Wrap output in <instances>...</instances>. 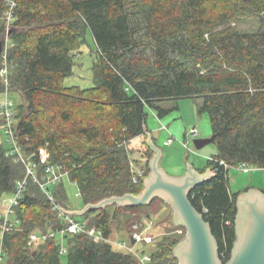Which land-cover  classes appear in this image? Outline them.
Wrapping results in <instances>:
<instances>
[{
	"label": "trees",
	"instance_id": "trees-1",
	"mask_svg": "<svg viewBox=\"0 0 264 264\" xmlns=\"http://www.w3.org/2000/svg\"><path fill=\"white\" fill-rule=\"evenodd\" d=\"M245 14L259 18L256 31L228 26ZM8 20L14 44L0 55V68L6 60L8 91L23 97L14 107L16 136L36 164L38 181L28 177L15 207L19 228L5 233L7 264H141L128 249L114 248L109 206L83 215L87 228L96 226L104 239L96 241L85 231L66 234L65 263L58 238L29 245L33 232L67 227L40 182L47 181V167L54 164L77 183L84 205L142 192L149 159L135 183L130 141L145 133L148 107L163 116L168 109L159 103L180 98L201 100L200 112L208 113L215 134L217 153L207 164L215 175L196 186L190 199L210 223L227 263L242 192L231 190L229 170L243 162L264 168V0H0V42ZM88 30L101 77L93 87L66 86ZM5 91L0 82V95ZM11 147L0 143V197L15 191L27 174V162L10 155ZM42 148L49 154L45 162ZM49 188L68 208L63 179ZM152 203L114 205L123 211ZM179 240L169 234L155 250H138L149 252L153 264H179L174 256ZM134 242L132 233L129 243Z\"/></svg>",
	"mask_w": 264,
	"mask_h": 264
},
{
	"label": "rangeland",
	"instance_id": "rangeland-1",
	"mask_svg": "<svg viewBox=\"0 0 264 264\" xmlns=\"http://www.w3.org/2000/svg\"><path fill=\"white\" fill-rule=\"evenodd\" d=\"M228 26L241 31H256L260 27L259 18L251 15H239L231 20ZM13 28L7 21L6 33L1 39L2 51L0 55L6 56L8 49L14 44L11 34ZM98 48L97 45L88 30L85 36V41L75 51L74 65L70 75L65 78V85L72 86L77 85L83 88L93 87L96 82V71L98 70ZM4 66H8L5 60ZM10 73V69H9ZM0 82H4L6 85V91L9 96L14 99L15 105L23 102V97L19 93H10L9 88V76H5L2 68H0ZM3 95H0V100ZM160 106L169 109L167 114H164L160 119L158 117V111L155 108L148 107L149 116L147 118V124L153 128L154 134L159 129L154 127H160L169 125V127H176L179 134L175 138L176 140L169 146L163 145V141L166 138V133L160 132L157 136L155 134L156 143L163 150L162 166L171 175H178L176 173V167L182 166L186 168L187 164H192L196 168H204L208 164V157L216 153V146L214 143H210L201 149H197L194 144L195 138H207L213 134L210 119L207 112H200L199 106L201 104L200 99L195 98H180V99H167L161 101ZM155 123V124H154ZM194 129L196 134L189 136L186 132ZM185 134L188 136V146L183 145L181 141L185 140ZM0 143L8 147V134L5 129L0 125ZM134 155L136 156L134 164L138 167L144 162H147L153 156V153L145 145V137L140 142V138H134L129 145ZM230 187L233 192L246 190L248 188H258L264 190V168L251 165L246 170H239L236 167H231L229 170ZM63 182L67 191V206L70 210H79L84 206V200L79 192V188L76 182L72 181L68 174L64 175ZM11 196L10 192H5L0 197L1 201ZM2 205V204H1ZM6 206L2 205V209ZM115 205L109 206V212L112 214L113 234L111 239L116 250L125 251L117 242L125 240L129 242L130 236L133 232L139 231L143 235L142 241L138 242L135 246L140 251L143 249L153 251L157 248L158 243L164 236L169 234H175L181 239L186 234V228L183 226H176L173 220L172 206L165 203L161 199H156L151 206L141 207L136 210H123L117 211ZM150 214V215H147ZM77 221L84 222V216L75 215ZM88 219L92 217H87ZM61 242V236L58 237ZM179 240V241H180ZM142 242V243H141ZM179 243V242H178ZM63 245H67L66 240H62ZM138 250V251H139ZM63 263L66 262L67 254L61 255ZM1 264H7L6 258H4Z\"/></svg>",
	"mask_w": 264,
	"mask_h": 264
},
{
	"label": "water",
	"instance_id": "water-1",
	"mask_svg": "<svg viewBox=\"0 0 264 264\" xmlns=\"http://www.w3.org/2000/svg\"><path fill=\"white\" fill-rule=\"evenodd\" d=\"M2 43L0 42V53ZM101 77L97 70L95 78ZM215 134L207 138H195L197 149L213 143ZM146 144L153 152L149 160L150 172L144 179L142 192L125 193L106 197L95 203H87L79 210L62 208L69 215L83 216L87 212L106 208L110 205L137 207L150 205L161 199L172 206L174 224L186 228L183 239L174 247V256L179 264H264V190L248 188L237 197V215L235 220L237 239L231 259L224 263L219 254V246L211 225L207 222L190 199L193 189L209 181L215 172L208 167L204 172L194 165L187 164V171L180 176L169 174L161 167L163 151L147 132Z\"/></svg>",
	"mask_w": 264,
	"mask_h": 264
},
{
	"label": "built area",
	"instance_id": "built-area-1",
	"mask_svg": "<svg viewBox=\"0 0 264 264\" xmlns=\"http://www.w3.org/2000/svg\"><path fill=\"white\" fill-rule=\"evenodd\" d=\"M12 8H13V4H12ZM8 14L10 18L11 11H9ZM2 70L3 72H5L6 77L9 76L8 66L2 67ZM6 85L8 86V83H6ZM14 107H15L14 99L9 96L8 92H5L3 98L0 100V117L4 119L3 128L8 134L9 143L12 145L11 149L9 150V154L18 156V159L22 160L23 162H27V174L25 178L17 181L16 190L11 193V196L1 201V204L5 205L6 208L0 212V216L2 218V223L0 225V264L2 260L5 258V251L3 248L5 233L7 231L19 228V219L16 216L15 207L19 204L20 199L23 196V192L28 183V177L32 176L35 180L38 181L35 170L36 164L32 161H28L29 159L22 152L21 147L18 144V139L16 136L18 121L15 116ZM191 132L193 135L196 134V131L194 129H192ZM174 141H175L174 136H169V138L165 142L169 144V143H173ZM40 152H41V160L42 162H45L48 159L49 154L44 148H42ZM234 167L238 168L239 170H246L250 167V165L243 162ZM46 173H47V181L40 182V185L47 193L49 199L51 200L53 209L57 210L59 216L67 221V227L63 229L49 230L48 232H33L30 234V239L28 242L29 245L33 244L37 240H46L48 238H53V237L58 238L59 236H61V252L66 253L67 247L62 244V240L65 238L66 234H74L77 232L85 231L91 236H93L96 241H100L104 239L102 231L97 229L96 226L87 228L85 222L77 221L72 215L65 213L62 208H66V209L69 208L60 205L56 200L53 191L50 190L49 186L51 184H56L57 182L61 181L64 175L67 174V172L62 171L61 166L51 164L47 167ZM144 175H145L144 169H140V168L134 169L133 181L135 183H138L140 179L144 177ZM133 239L135 240L134 243H129L125 240H121L117 242V244L133 252L139 258L141 264H153L152 256L149 252H139L138 249L135 248L136 244L142 241L143 235L139 231H135L133 232Z\"/></svg>",
	"mask_w": 264,
	"mask_h": 264
},
{
	"label": "crops",
	"instance_id": "crops-1",
	"mask_svg": "<svg viewBox=\"0 0 264 264\" xmlns=\"http://www.w3.org/2000/svg\"><path fill=\"white\" fill-rule=\"evenodd\" d=\"M165 109H167V108H165ZM168 111H169V109H168ZM168 113V112H167ZM166 113V114H167ZM158 115V114H157ZM158 117H159V119L162 117V116H159L158 115ZM155 124V123H154ZM154 128H157V129H159L158 131H157V133H155L157 136L159 135V131L160 132H165L166 133V136H167V139L169 138V136H174V138H175V135L177 136L178 134H179V132H178V129L176 128V127H173V128H171V127H169V125L167 126V125H164L163 123L161 124V126L160 127H154ZM147 132H150V133H152V135H153V138H154V141H155V143H156V138H155V134H154V131H153V128L152 127H150L148 124L146 125V131H145V133L143 134V135H141V136H138V137H135V138H140V142L142 141V139H143V137H145V145L147 146V144H146V140H147ZM186 134H188L189 136H193V134H192V132H191V130H190V132H186ZM186 134H185V140H183V141H181V143L185 146V145H187L188 146V136H186ZM134 139V138H133ZM166 138L164 139V141H163V145H167V146H169V145H171L172 143H166L165 141L167 140ZM175 140H176V138H175ZM132 141V140H131ZM130 141V142H131ZM157 144V143H156ZM130 145V144H129ZM158 145V144H157ZM159 146V145H158ZM130 147V146H129ZM160 147V146H159ZM147 148L149 149V147L147 146ZM131 149V148H130ZM162 149V148H161ZM151 150V149H150ZM216 150H217V148H216ZM163 151V150H162ZM216 153H217V151H216ZM215 153V154H216ZM134 155V152H133V150L131 149V153H130V156H131V158H132V160H133V162H135V157L136 156H133ZM214 154V155H215ZM214 155H212V156H209L208 157V159H211ZM164 156V155H163ZM162 156V158H161V161H160V164H161V167L162 168H164L165 169V167H163L162 166V160H163V157ZM151 159V158H150ZM149 159V160H150ZM147 162H144L143 164H141V166L140 167H138L136 164H134L133 163V168L134 169H144V165L146 164ZM149 163V162H148ZM196 168V167H195ZM208 167L207 166H205L204 168H196V169H198V170H205V169H207ZM145 170V169H144ZM166 170V169H165ZM187 171V166H186V168H184V167H182V166H177L176 167V173H174V174H178V175H175V176H180V175H183L185 172ZM241 191H243V190H241Z\"/></svg>",
	"mask_w": 264,
	"mask_h": 264
}]
</instances>
